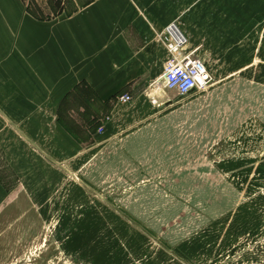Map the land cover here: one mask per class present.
I'll return each mask as SVG.
<instances>
[{
    "label": "rangeland",
    "instance_id": "1",
    "mask_svg": "<svg viewBox=\"0 0 264 264\" xmlns=\"http://www.w3.org/2000/svg\"><path fill=\"white\" fill-rule=\"evenodd\" d=\"M194 57L207 91L143 88L156 116L111 159L95 149L47 183L18 178L2 140L39 158L40 131L21 132L33 120L0 117V264H264V55L237 56L236 70L233 56Z\"/></svg>",
    "mask_w": 264,
    "mask_h": 264
},
{
    "label": "crops",
    "instance_id": "2",
    "mask_svg": "<svg viewBox=\"0 0 264 264\" xmlns=\"http://www.w3.org/2000/svg\"><path fill=\"white\" fill-rule=\"evenodd\" d=\"M177 21L188 53L233 56L228 70L264 55V0H0V117L40 131L39 158L2 138L18 178H62L95 149L111 159L116 138L156 116L143 88L162 76L161 36Z\"/></svg>",
    "mask_w": 264,
    "mask_h": 264
},
{
    "label": "built area",
    "instance_id": "3",
    "mask_svg": "<svg viewBox=\"0 0 264 264\" xmlns=\"http://www.w3.org/2000/svg\"><path fill=\"white\" fill-rule=\"evenodd\" d=\"M163 38L169 58L164 66L160 79L153 88H164L176 92L180 97L186 98L194 93L207 91L212 83L213 76L206 64L194 54L187 52L188 39L176 24H172L161 36ZM153 105H158L155 97L149 96ZM121 102L125 105L132 102L129 95H124ZM103 128L99 133H103Z\"/></svg>",
    "mask_w": 264,
    "mask_h": 264
}]
</instances>
